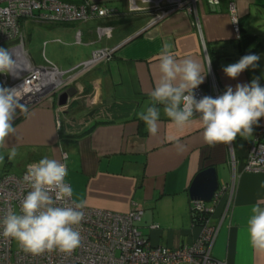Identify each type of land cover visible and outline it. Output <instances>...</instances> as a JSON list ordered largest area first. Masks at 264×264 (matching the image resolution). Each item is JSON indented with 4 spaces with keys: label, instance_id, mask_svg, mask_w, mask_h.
Listing matches in <instances>:
<instances>
[{
    "label": "crops",
    "instance_id": "crops-1",
    "mask_svg": "<svg viewBox=\"0 0 264 264\" xmlns=\"http://www.w3.org/2000/svg\"><path fill=\"white\" fill-rule=\"evenodd\" d=\"M60 1L79 6L98 4L114 10L116 16L63 24L22 21V38L17 44L21 42L26 69L51 74L59 70L62 76L51 77L50 93L21 121H13L16 134L7 144L37 149L23 154L26 161L21 173L44 157L65 161L66 181L73 187L74 199L86 200V207L122 214L141 210L138 227L145 239L153 246L179 248L192 245L202 234L203 226L195 225L191 215V183L198 173L215 167L220 188L227 190L206 223L218 228L212 256L226 264H264V254L254 251L247 234L250 208L264 200V174L244 172L247 155L259 130L264 129V118L254 126L252 135L238 136L230 146L210 147L204 143L198 123L178 131L162 106H158L160 128L155 136L136 115L150 106L149 93L159 76V53L165 42L178 60L193 58L204 64L205 72L211 59L210 71L198 88L210 90L214 82L225 91L253 78H259L263 87L264 0H235L238 33L230 0H218V4L215 0ZM194 1L195 6L191 4ZM159 16L162 19L158 20ZM71 31L77 33L78 44L95 45L97 52H114L110 60L95 63L87 72L82 71V64L62 72L78 61L33 60V50L42 48L40 39L47 38L49 32ZM245 34L258 38L246 48H238ZM255 49L260 56L257 67L234 80L225 76L223 67ZM73 91L76 95L60 106V97ZM177 141L184 151L174 147ZM3 165L1 175L10 173L7 156Z\"/></svg>",
    "mask_w": 264,
    "mask_h": 264
},
{
    "label": "clouds",
    "instance_id": "clouds-1",
    "mask_svg": "<svg viewBox=\"0 0 264 264\" xmlns=\"http://www.w3.org/2000/svg\"><path fill=\"white\" fill-rule=\"evenodd\" d=\"M260 56L246 54L237 62L223 67L229 79H236L249 68L257 67ZM211 59L204 64L193 59L178 60L171 45L164 43L159 53L158 79L149 93L150 106L136 113L148 133L159 132L162 106L163 114L178 131H183L193 122L202 128L203 141L207 145H232L236 138L252 135L254 126L264 118V87L259 78L250 83L228 86L222 95L215 98L204 96L197 100V89L210 71ZM15 62L8 49L0 48V74H14ZM18 88L0 87V149L7 147V139L15 136L13 121L17 109L27 112L26 104ZM178 152L185 150L178 141L174 144ZM17 156L13 146L7 152L8 160ZM67 157V153H64ZM5 155L0 154V164ZM66 163L44 157L27 165L23 177L30 189L23 197L19 212L9 210L0 219V235L15 240L25 251L34 255L59 251L71 254L81 245L78 230L84 220L86 200L74 199V190L66 182ZM264 200H258L250 208L247 234L255 252L264 254Z\"/></svg>",
    "mask_w": 264,
    "mask_h": 264
},
{
    "label": "built area",
    "instance_id": "built-area-1",
    "mask_svg": "<svg viewBox=\"0 0 264 264\" xmlns=\"http://www.w3.org/2000/svg\"><path fill=\"white\" fill-rule=\"evenodd\" d=\"M215 3L218 4V0H215ZM191 4L195 6L196 2ZM229 8L234 29L238 33L235 0H230ZM193 10L192 6L191 11ZM114 16H116L114 10L94 3L79 6L60 0H0V44L9 47L8 50L15 62L14 74L0 77V87L20 89L23 97L21 103L26 104L29 110L50 93L49 79L53 76L56 78V75L62 76L59 70H54L51 74L48 70L28 67L26 69L23 62L26 60L20 51L21 42L17 44L22 38V21L63 24ZM108 56L109 58L111 56L109 51L94 53L92 58L83 64L82 71L87 72L95 63L103 61ZM223 93L224 91L214 82L210 90L201 88L194 90L197 100L206 95L215 98ZM25 113L17 109L15 119H19ZM263 136L264 129H260L245 160L244 172L264 174ZM66 158L64 157V160ZM26 171L27 168L20 176L11 173L0 176V219L9 210L19 212L23 197L30 190L23 180ZM226 190L225 186L221 187L210 204L199 203L193 206L198 211L214 213ZM83 211L84 220L78 229L81 233V245L71 254L52 251L34 255L25 252L15 240L0 235V264H226L212 256L218 232L215 226L208 224L203 226L201 236L192 245L167 248L153 246L145 239L138 227L142 218L141 210L122 214L85 207Z\"/></svg>",
    "mask_w": 264,
    "mask_h": 264
},
{
    "label": "rangeland",
    "instance_id": "rangeland-1",
    "mask_svg": "<svg viewBox=\"0 0 264 264\" xmlns=\"http://www.w3.org/2000/svg\"><path fill=\"white\" fill-rule=\"evenodd\" d=\"M157 18L158 20L162 19L161 17H157ZM76 38H77V33H75L74 31L68 33H61V34L49 32L47 38H45L44 40L40 39L39 44L40 46H42V48L40 50L34 49L31 56L32 58H34L33 59L34 61H58L67 64H71L74 63L75 61H78L75 67L72 68L69 67V69H64V71H62V72H68L73 68L79 67L81 64L83 65L87 63L91 59L93 54L97 52L96 51L97 47L95 45H88L86 43L78 44ZM44 43L47 44V46H45V50H44ZM0 48L9 49L8 46H4L1 44H0ZM39 51L41 54L39 53ZM43 52L45 55L42 58ZM104 52H108V51L104 50ZM112 53L114 52H110L111 56ZM109 60L110 58L108 56L103 61H109ZM68 61H70V63H68ZM3 75L6 74H0V77H2ZM26 146L24 148L22 147L16 148L17 156L14 159L10 160L11 161L10 170H9L10 173L20 176V174H22L21 172L24 168L26 161L25 156L23 154H27L28 152L37 150L36 148H32L29 150L28 146L27 147ZM12 147L13 146L11 144H7L6 148L0 149V154H4L6 158L7 152ZM3 164H0V176L3 171V167H4Z\"/></svg>",
    "mask_w": 264,
    "mask_h": 264
},
{
    "label": "water",
    "instance_id": "water-1",
    "mask_svg": "<svg viewBox=\"0 0 264 264\" xmlns=\"http://www.w3.org/2000/svg\"><path fill=\"white\" fill-rule=\"evenodd\" d=\"M213 11L217 8L213 3L211 5ZM253 38H258L257 35H252ZM264 42V38L262 39ZM76 95V91L67 92L60 97V106H65L68 103L69 98H73ZM17 120V119H15ZM14 120V121H15ZM220 183L217 176V171L215 167H207L205 170L201 171L196 175L189 188L190 199L193 204H210L212 203L215 195L219 191Z\"/></svg>",
    "mask_w": 264,
    "mask_h": 264
},
{
    "label": "trees",
    "instance_id": "trees-1",
    "mask_svg": "<svg viewBox=\"0 0 264 264\" xmlns=\"http://www.w3.org/2000/svg\"><path fill=\"white\" fill-rule=\"evenodd\" d=\"M255 41V39L253 38L252 35H242L240 37V43L238 45V48L244 49L246 48L249 44L253 43ZM256 50V49H255ZM253 54H257L258 51H252ZM249 54V53H247ZM246 55V53H243V56ZM23 118H19L16 121H21ZM15 121V122H16ZM191 215H192V219L195 225L198 226H204L206 225L208 218H209V213L204 211H198L194 206L192 207V211H191Z\"/></svg>",
    "mask_w": 264,
    "mask_h": 264
},
{
    "label": "flooded vegetation",
    "instance_id": "flooded-vegetation-1",
    "mask_svg": "<svg viewBox=\"0 0 264 264\" xmlns=\"http://www.w3.org/2000/svg\"><path fill=\"white\" fill-rule=\"evenodd\" d=\"M61 88V87H60ZM60 90V89H59Z\"/></svg>",
    "mask_w": 264,
    "mask_h": 264
}]
</instances>
